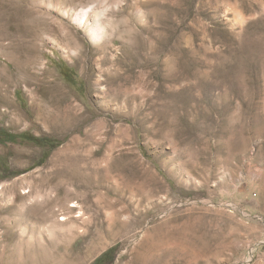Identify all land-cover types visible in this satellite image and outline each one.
Segmentation results:
<instances>
[{"label": "rangeland", "instance_id": "obj_1", "mask_svg": "<svg viewBox=\"0 0 264 264\" xmlns=\"http://www.w3.org/2000/svg\"><path fill=\"white\" fill-rule=\"evenodd\" d=\"M0 134V264H264V0H0Z\"/></svg>", "mask_w": 264, "mask_h": 264}, {"label": "bare ground", "instance_id": "obj_2", "mask_svg": "<svg viewBox=\"0 0 264 264\" xmlns=\"http://www.w3.org/2000/svg\"><path fill=\"white\" fill-rule=\"evenodd\" d=\"M93 32L95 33V31H93ZM93 172H95V171H92V173ZM99 186L103 187L102 185H99ZM74 187H75L76 190H79L81 186L80 185H74ZM63 188H65L66 190L63 191V193L65 194V196L62 198L61 203L63 204V207H65L66 206L67 197L69 196V193H70L71 190L68 189V187H63ZM103 188H105V187H103ZM4 192L5 191L0 188V202L3 201L4 198L7 199V201L10 202L11 201L10 200L11 198L6 197V195H5ZM13 194H15V191L14 190H13ZM2 197H3V199H2ZM54 201H57V198H54ZM74 206L75 205L73 204V205L69 206V208H74ZM109 210H110V213H109L108 219H109V221L111 223H116L119 220L120 216L123 214V212L126 211L125 209L117 210L114 206H111L109 208ZM139 217H140V215H138L137 217H133V219H135V220L134 221H131L132 222V227H135V226L138 227L140 225L141 220H140ZM125 218H128V216L127 217L125 216Z\"/></svg>", "mask_w": 264, "mask_h": 264}, {"label": "trees", "instance_id": "obj_3", "mask_svg": "<svg viewBox=\"0 0 264 264\" xmlns=\"http://www.w3.org/2000/svg\"><path fill=\"white\" fill-rule=\"evenodd\" d=\"M3 135H5L4 141H15V140L19 139L22 141L32 142V143L38 144V145L44 143L43 139L31 136V135H27V134L14 135V134L5 133Z\"/></svg>", "mask_w": 264, "mask_h": 264}]
</instances>
